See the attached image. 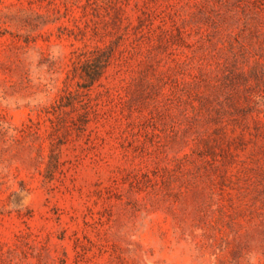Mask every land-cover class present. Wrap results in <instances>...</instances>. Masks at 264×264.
I'll use <instances>...</instances> for the list:
<instances>
[{"label":"rangeland","instance_id":"374dc122","mask_svg":"<svg viewBox=\"0 0 264 264\" xmlns=\"http://www.w3.org/2000/svg\"><path fill=\"white\" fill-rule=\"evenodd\" d=\"M0 264H264V0H0Z\"/></svg>","mask_w":264,"mask_h":264},{"label":"trees","instance_id":"16d2710c","mask_svg":"<svg viewBox=\"0 0 264 264\" xmlns=\"http://www.w3.org/2000/svg\"><path fill=\"white\" fill-rule=\"evenodd\" d=\"M104 68L103 64H96L92 71L87 72L91 80H95L100 73L102 72V69Z\"/></svg>","mask_w":264,"mask_h":264}]
</instances>
